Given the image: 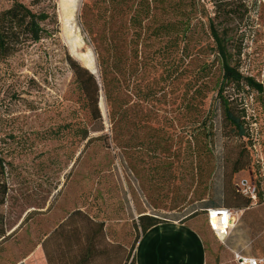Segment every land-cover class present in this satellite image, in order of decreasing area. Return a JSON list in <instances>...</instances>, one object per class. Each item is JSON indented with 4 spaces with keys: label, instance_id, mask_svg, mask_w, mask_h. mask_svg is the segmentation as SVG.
Returning a JSON list of instances; mask_svg holds the SVG:
<instances>
[{
    "label": "rangeland",
    "instance_id": "374dc122",
    "mask_svg": "<svg viewBox=\"0 0 264 264\" xmlns=\"http://www.w3.org/2000/svg\"><path fill=\"white\" fill-rule=\"evenodd\" d=\"M17 1L50 19L38 41L0 58V264H74L88 235L91 264H123L139 215H190L215 240L205 203L224 205L222 190L242 178L264 201V90L225 84L238 136L210 31L213 19L229 64L264 85V0H219L230 17H214V0ZM67 56L93 72L96 93ZM98 59L112 66L109 99Z\"/></svg>",
    "mask_w": 264,
    "mask_h": 264
},
{
    "label": "trees",
    "instance_id": "16d2710c",
    "mask_svg": "<svg viewBox=\"0 0 264 264\" xmlns=\"http://www.w3.org/2000/svg\"><path fill=\"white\" fill-rule=\"evenodd\" d=\"M214 4V17L219 16V14L223 17H230L235 14V10L232 6L230 7V9L225 10L223 7L224 4H222V2H220L219 0H214ZM49 19L50 14L48 12H34L29 9L24 3L17 0H13L12 4L8 8L0 11V58H6L14 54L24 44L26 40L38 41L46 32L45 28L41 24ZM210 31L216 43V52L221 57L222 62L223 73L218 88V96L220 97L223 106L224 118L234 128L236 134L240 137H243L246 134L245 127L243 126V121L238 115H235L232 112L227 100L223 97L222 91L224 89V86L226 83H229L232 84V87L234 89H238L240 84H242V81L244 80L245 84L249 87H252L257 91H262L264 90V85H262V83L258 81H255L253 77L243 76L239 72L238 68L229 64V53L227 52L225 47L227 39L225 36H221L218 34L217 29L213 25V19L210 20ZM107 62H109L108 59H106V62H104L103 59H98L100 83L101 86L105 89L106 97L109 99V86L111 85V79L108 78V71L112 70V66H109ZM67 64L70 66L73 74L75 75V78L77 79L80 87L84 89L86 95L88 94V85H91L94 88L95 93L98 91L99 82L97 78L93 75V72L88 70L86 67L80 65L75 59L70 56H67ZM93 105L95 111L98 112L96 98L93 100ZM242 167L243 166H237L233 169V171L237 172ZM222 194L224 198V205L209 200L207 203H205L204 206H202V210L204 211L205 216L207 208L227 207L232 209H241L248 207L254 203H259L257 202V200L252 201L249 197L244 195L242 196V194L238 190H233L229 192L228 189H223ZM185 218L188 219L191 217L189 215L185 216ZM164 219H167V217H159L147 214L139 215L140 233L138 238L147 229L158 224L159 222L164 221ZM98 226L99 229H102V222H99ZM7 236L8 235H4L3 231H0V241L6 239ZM91 239L92 237H89L88 235L87 242L84 243V245H82L80 242L78 244V246L82 249L77 250V252H82L84 254L83 257L85 261L91 259L94 254V247L90 242ZM123 264H136L134 259V253L132 254L131 260Z\"/></svg>",
    "mask_w": 264,
    "mask_h": 264
},
{
    "label": "crops",
    "instance_id": "0c3cea01",
    "mask_svg": "<svg viewBox=\"0 0 264 264\" xmlns=\"http://www.w3.org/2000/svg\"><path fill=\"white\" fill-rule=\"evenodd\" d=\"M234 210L236 222L224 239L214 234L215 240L212 234L204 236L192 224L193 218L164 219L138 238L133 252L135 263L223 264L226 257L239 254L264 264V201ZM77 254L76 264H91L94 257L85 261L82 252Z\"/></svg>",
    "mask_w": 264,
    "mask_h": 264
},
{
    "label": "built area",
    "instance_id": "2783aa9c",
    "mask_svg": "<svg viewBox=\"0 0 264 264\" xmlns=\"http://www.w3.org/2000/svg\"><path fill=\"white\" fill-rule=\"evenodd\" d=\"M237 187L242 195L249 197L252 201L256 200L257 187L252 180L242 178L237 183ZM206 217L211 230L219 239H224L236 222L235 211L227 207L207 208ZM234 258L238 264L259 263L258 259L242 257L239 254H234Z\"/></svg>",
    "mask_w": 264,
    "mask_h": 264
}]
</instances>
